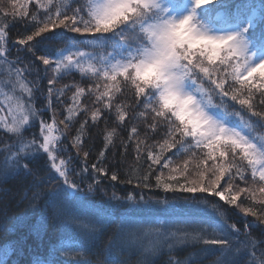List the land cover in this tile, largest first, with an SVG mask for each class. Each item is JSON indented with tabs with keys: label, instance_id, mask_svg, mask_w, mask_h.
<instances>
[{
	"label": "snow or ice",
	"instance_id": "6c2138e0",
	"mask_svg": "<svg viewBox=\"0 0 264 264\" xmlns=\"http://www.w3.org/2000/svg\"><path fill=\"white\" fill-rule=\"evenodd\" d=\"M16 24L25 31L13 39ZM40 65L52 72L42 109ZM73 71L81 82L57 88ZM102 119L89 164L86 137ZM37 124L38 135H26ZM102 178L218 199L193 195L199 218L120 221L105 241L114 222L64 210L85 180L92 193ZM17 197L25 209L10 222ZM41 200L50 210L30 233L60 221L78 235L28 264H264V0H0V235L14 234ZM230 209L242 225L229 222ZM22 251L20 240L5 241L0 264H19Z\"/></svg>",
	"mask_w": 264,
	"mask_h": 264
},
{
	"label": "trees",
	"instance_id": "16d2710c",
	"mask_svg": "<svg viewBox=\"0 0 264 264\" xmlns=\"http://www.w3.org/2000/svg\"><path fill=\"white\" fill-rule=\"evenodd\" d=\"M7 2V0H5ZM34 7V6H30ZM25 31L23 24H16L10 30V36L14 39L17 36V33L23 34ZM59 31V30H58ZM69 36L76 35L72 33H68ZM42 47H47L49 50L52 49L53 44L51 42H45ZM91 50V49H87ZM16 54L15 48L13 49V55ZM21 56L25 55L23 51H21ZM39 63V62H37ZM41 72L40 75L42 79L40 80V90L35 93L34 104L36 108H43L45 103L44 94H46L45 90L47 89V79L51 77L52 72L51 69H47L44 71L45 66L40 65ZM31 78V77H30ZM73 81L81 82V77L79 73L73 71L71 74L66 75L62 80H59L56 87H60L63 84H71ZM88 81L84 80L82 82L83 85H87ZM44 87V91L42 87ZM74 90V89H73ZM68 96L71 95V92L67 93ZM91 98L85 97V102L90 104ZM231 103V101H229ZM52 105L53 108H60L61 106L56 100V97H52ZM51 115L50 112L45 113V118H48ZM62 118V116L58 117ZM83 119V116L80 117ZM108 125H112V121H108ZM105 128V121L102 119L99 121L98 126L92 128L91 134L86 137L85 148L91 149V157L88 161L89 164L94 162L95 157L98 153V150L102 147V137L98 134ZM29 133H35L38 135V124L35 127L26 132V135ZM65 144L70 148V144L68 143V139H65ZM119 143V141H117ZM73 153L75 155V151H71L70 154ZM108 157L111 159L112 151L108 152ZM134 158V153L129 150V155L127 157L128 161H131ZM119 159V157H117ZM172 159L175 161L176 156L173 154ZM44 165L43 159H39L34 162V167L42 168ZM144 168H147V165H143ZM157 172L160 171V166H155ZM124 171L125 168L121 169L120 175L121 179H124ZM165 175L168 173V169H163ZM43 175V172L40 173ZM183 182V181H181ZM17 182L13 181L9 185L10 187H14ZM91 183V180H85L81 185L82 188H87V184ZM152 187L144 188V187H136V181L133 180V183H118L112 182L107 178H102L101 183L98 188L90 194L86 195H76L75 198L70 199L65 205V213L68 216L77 217L79 220L87 222L97 215H103L107 218V220L114 222L113 226L106 233L104 239H107L112 235V233L116 230L115 225L120 221L124 220H143V221H151L155 223L156 221H169L175 219H183V218H199L203 215L200 211L199 207L191 202V197L193 195L204 199L207 198L209 201H216L218 198L207 196L206 194H192L185 192H165L161 188L155 187V180L151 181ZM47 187H54V184H49ZM107 191L108 195L110 193H115L117 197H122V195L126 194H135L134 201H137L139 197H143L148 199L145 202V207L142 206L143 201L140 203H135L134 201H121V199L116 200L112 199L109 203L105 202L103 199H109L104 195H100L98 192L99 188ZM83 192V191H82ZM138 198V199H136ZM17 198H9L7 205V217L9 221L12 222V218L23 213L25 209L24 204L17 205ZM156 201H167V203H162L163 206L154 205L159 204ZM189 201V202H185ZM220 203H223L222 201ZM151 206V208H150ZM155 207V208H153ZM227 207V206H225ZM50 210V201L45 203V200H41L40 206L38 209L33 210L24 220L23 223L16 225L14 229H10V232H13L12 235H0V245H2L5 241H12L15 243L17 240L21 241V246L23 251L17 257H13L14 260H18L19 264H28L30 258L34 253H44L46 250L50 249L53 245H64L71 246L73 243V238L78 235L76 228L73 225H65L60 221L50 223L49 227L45 232H42L39 237H37L34 233L29 232V226L38 221L41 213L48 214ZM210 212V209H209ZM3 214V206L0 205V217ZM182 216V217H178ZM228 216L230 217L229 222H237L238 225H242L245 218L239 210L230 209L228 212ZM176 217V218H174ZM144 218V219H142ZM247 219L251 220V217ZM256 234H258V229L256 230ZM189 248L187 251H191ZM2 254V252H0ZM185 252H181L180 255L183 256Z\"/></svg>",
	"mask_w": 264,
	"mask_h": 264
},
{
	"label": "rangeland",
	"instance_id": "374dc122",
	"mask_svg": "<svg viewBox=\"0 0 264 264\" xmlns=\"http://www.w3.org/2000/svg\"><path fill=\"white\" fill-rule=\"evenodd\" d=\"M7 2H5V4H6ZM42 73H43V71H41ZM42 87V86H41ZM42 90L44 91V87H42ZM45 92H46V90H45ZM70 154V153H69ZM70 155H72V156H75L73 153H71ZM80 187H83L82 185H80ZM83 189V195H86L87 193L88 194H90L88 191H87V188H82ZM98 192L100 193V195H104L105 197H108L109 196V199H103L105 202H102V204H104V203H109L111 200H112V196H113V193H110L109 195H108V193H107V191H105L104 189H102L101 187L98 189ZM81 193V192H80ZM80 193H78L77 195H80V196H82V194H80ZM129 194H126V195H122V197L120 198L121 199V201H128V200H126V199H124L125 197H127ZM134 198H135V194H131ZM136 199H138V198H136ZM148 199H143V202L144 203H142V206L143 207H145V202L147 201ZM137 201H140V197H139V199L137 200ZM155 206L156 205H159V206H163V204L162 203H159V204H154ZM150 208H151V206H150ZM153 208H155V207H153ZM182 217V216H181ZM174 218H176V217H174Z\"/></svg>",
	"mask_w": 264,
	"mask_h": 264
}]
</instances>
